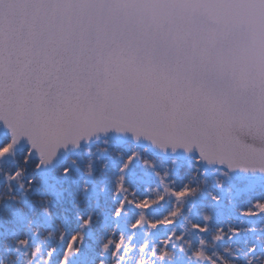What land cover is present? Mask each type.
<instances>
[{
    "label": "snow or ice",
    "instance_id": "1",
    "mask_svg": "<svg viewBox=\"0 0 264 264\" xmlns=\"http://www.w3.org/2000/svg\"><path fill=\"white\" fill-rule=\"evenodd\" d=\"M0 264H264V0H0Z\"/></svg>",
    "mask_w": 264,
    "mask_h": 264
}]
</instances>
